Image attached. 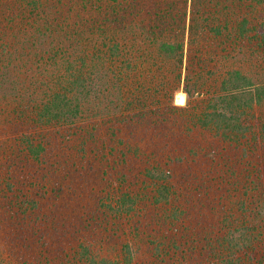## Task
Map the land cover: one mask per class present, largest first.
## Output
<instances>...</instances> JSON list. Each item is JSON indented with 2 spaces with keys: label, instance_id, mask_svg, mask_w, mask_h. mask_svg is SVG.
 Instances as JSON below:
<instances>
[{
  "label": "trees",
  "instance_id": "16d2710c",
  "mask_svg": "<svg viewBox=\"0 0 264 264\" xmlns=\"http://www.w3.org/2000/svg\"><path fill=\"white\" fill-rule=\"evenodd\" d=\"M196 260L264 264V0H0V264Z\"/></svg>",
  "mask_w": 264,
  "mask_h": 264
},
{
  "label": "rangeland",
  "instance_id": "374dc122",
  "mask_svg": "<svg viewBox=\"0 0 264 264\" xmlns=\"http://www.w3.org/2000/svg\"><path fill=\"white\" fill-rule=\"evenodd\" d=\"M179 92H184L183 90H180V91H178L176 94H175V97H174V102H175V104H177V94L179 93ZM185 93V92H184ZM185 95H186V100H185V103L184 104H186L187 103V94L185 93ZM184 104H179V105H184ZM183 248H185V250H187V248H188V245H184V247ZM188 253L189 252H181L180 251V253H179V259L180 260H182V257H187V255H188ZM144 255V253L142 252V256ZM188 262H192V261H188ZM193 263V262H192ZM196 264H198V261L196 260ZM201 264H203V263H201Z\"/></svg>",
  "mask_w": 264,
  "mask_h": 264
},
{
  "label": "bare ground",
  "instance_id": "6f19581e",
  "mask_svg": "<svg viewBox=\"0 0 264 264\" xmlns=\"http://www.w3.org/2000/svg\"><path fill=\"white\" fill-rule=\"evenodd\" d=\"M186 100V95L184 92H179L177 94V104H184Z\"/></svg>",
  "mask_w": 264,
  "mask_h": 264
}]
</instances>
